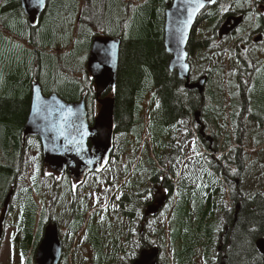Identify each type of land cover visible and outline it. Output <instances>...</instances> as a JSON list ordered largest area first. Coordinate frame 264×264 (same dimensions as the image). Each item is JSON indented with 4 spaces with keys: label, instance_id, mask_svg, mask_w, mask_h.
I'll list each match as a JSON object with an SVG mask.
<instances>
[{
    "label": "trees",
    "instance_id": "obj_1",
    "mask_svg": "<svg viewBox=\"0 0 264 264\" xmlns=\"http://www.w3.org/2000/svg\"><path fill=\"white\" fill-rule=\"evenodd\" d=\"M67 1L47 0L43 14L37 24L31 27L21 10L19 0H0V181L4 184L1 185L2 190H5L0 202V209L10 191L9 188L13 183H18L17 181L23 177L20 174H24L25 171L23 166L25 147L22 130L29 112L32 82L38 81L43 86L41 88L45 96L57 94L68 103L79 102L84 97L90 114L89 123H91V104L95 101V91L86 68L91 41L98 35L119 37L122 43L116 87L113 91L115 99L114 127L115 131L129 134L125 136V140L120 142L121 145L119 144L121 154L129 159L128 165L134 164L139 148V138L137 137L146 130L151 134V141L146 142L144 149V154L150 160L149 167L146 168L148 181L156 183V179L163 173L161 171L163 169L160 168L167 165L170 168V174L177 176L178 166L176 167V165H179L183 158L182 148L185 142L175 148L174 141L178 136L175 133V140L170 142L169 135L172 129L178 131L176 127L179 123L184 124L180 135L185 131L192 134L189 129L190 121L199 130V127L193 122V115L196 111H200L201 122L206 131L208 122L214 125V131L209 133L216 142V148L214 145L211 152L224 151L232 146L233 132L229 131L231 124L234 125V131L237 134V136L235 135L236 140L240 144L239 151L234 150L239 168L238 174L234 176L230 174L229 169L225 171L220 159L213 160L205 155L210 160L208 161L210 168L217 174L222 172L224 178L222 191L225 188L229 190L231 209H223V224L218 228L220 225H218L215 212L216 200L212 199L211 194L204 198L210 207L209 215L212 220L214 218L216 227L206 228L210 233L204 245H201L203 238L201 235L203 229L201 228L205 226L197 227V234L192 236V248L189 249L191 251L190 259H180L178 264H196L201 256L200 261L205 264H262V256L256 248V242L259 239H264V195L260 193L263 188L253 192L243 188L245 191L242 192L241 188L234 186L233 181L235 178H244L245 181L247 176L245 157L248 153L243 147L249 139V134L246 133V123L249 125V119L255 122L264 135V104H260L261 117H254L252 110H244L239 100V65H235L232 74L224 60L220 61L217 58L215 62L208 54L214 47L213 37L223 15H239V0L230 1L231 8L227 9L223 15L221 12L219 13L217 7L225 1L217 0V9L214 7L205 10L197 20V28L199 24H203V37L196 36L195 30L189 40L187 48L190 55L189 63L191 61V68H195V72L197 68L198 71V73H193V81L199 77H206V88L209 82L217 79L216 75L218 77L227 75L228 82L222 87V100L216 101L212 98V94L211 102H207L205 99V88L202 95L197 91L186 90L184 82L177 78L176 73L168 71L170 57L164 51L163 39L161 41L159 37V19L155 16L157 8L155 2L149 6L147 14L145 13L146 15L143 16L147 19L143 20L141 29H138L143 40L125 46L121 31L113 34L112 30L108 28L107 19L104 16L107 0H71L74 3L72 5H67ZM251 1L242 0L241 2L247 11L242 10L245 19L249 17L247 15H249L250 9L255 6ZM110 3L115 6L113 0H110ZM256 3H258L257 0ZM122 12L123 10H118L115 23L121 30L125 24L119 15ZM256 22L257 29H259L257 32L264 34V17L257 15ZM42 36H46L49 40L53 38L55 43L53 45L43 44L41 47L39 41ZM84 41L89 43V46L85 54H80V43ZM130 47L131 50H128ZM83 55L85 58L81 61L80 58ZM196 56L203 58L204 63L202 60L196 61ZM206 66L210 68L207 69ZM226 95L229 98H226ZM236 107L239 109L238 119ZM221 140H223V145L220 148ZM203 144L206 146L205 148L209 149V144ZM170 150L172 151L170 152ZM40 170L43 172L40 174L39 180L35 178L33 185L27 189L30 198L24 199L21 214L16 216V219L18 217L17 245H22V238L28 245L35 239L37 245L42 237L44 224H46L45 220L36 219L37 203L45 202L37 197V194L41 193L43 186L46 185L47 177L46 175L41 182L44 170L39 167L38 173L41 172ZM139 170L135 173H138ZM166 180L165 176L164 181L167 182ZM168 184L170 201H172L173 184L169 180ZM216 191L217 189H214L213 194ZM41 196L44 197V193H41ZM237 205H239L238 209ZM207 214L205 212L201 217V225L203 222H207ZM36 228L38 231L35 234ZM110 230L111 223L105 225L104 233H109ZM166 231L165 226L157 229L159 239H162L159 244L162 253L166 247L165 243L168 244ZM101 236L98 237L97 244L91 242L85 245L84 252L87 246L90 251H93L91 254L85 252L87 255L85 260H93L98 249L101 250L98 246L102 240ZM140 239L144 243V247L156 244L144 237H140ZM155 239L157 240V235ZM169 247L170 244H168ZM101 252L104 257V252L102 250ZM196 252L198 256L194 258L193 255ZM63 258L64 254L62 260ZM104 260L109 264L114 262L108 256H105ZM159 260L162 264H174L170 255L167 257L161 255Z\"/></svg>",
    "mask_w": 264,
    "mask_h": 264
},
{
    "label": "rangeland",
    "instance_id": "obj_2",
    "mask_svg": "<svg viewBox=\"0 0 264 264\" xmlns=\"http://www.w3.org/2000/svg\"><path fill=\"white\" fill-rule=\"evenodd\" d=\"M225 2L221 3L217 8L219 9V13L221 15L226 13V10L231 8L229 3L232 0H224ZM60 2V0H58ZM115 2V6H112L110 0L106 2V11L105 17L107 19L108 28L112 30L113 34L120 33L125 46L127 44L137 43L138 41H142L141 34L138 32V29H141L143 25V20L147 19L143 17L144 14H147L149 6L155 2L157 5L156 8V17L159 19V37L161 41L163 39V29H164V14L169 2L171 0H113ZM131 2V4H129ZM252 4H255V11L261 12L260 7L261 4H257L256 0L251 1ZM72 5L71 0L67 1V5ZM118 7V8H117ZM167 7V8H166ZM215 7V8H216ZM239 10H244L245 8L239 4ZM254 7V6H253ZM117 8V10H116ZM216 8V9H217ZM118 10L123 12L119 14L121 20L125 22L122 30L116 26ZM245 12L246 9L244 10ZM249 12V11H248ZM254 12V11H253ZM263 12V11H262ZM261 12V13H262ZM145 14V15H146ZM257 12L250 13L247 15V19L245 23H243L242 27L244 31H247L252 34L253 31L257 29L256 16L259 15ZM264 14V13H262ZM51 20V19H49ZM255 21V22H254ZM203 24H199L196 29L195 35L199 37H203L202 35ZM262 33H253V36H258ZM252 36V37H253ZM247 37V36H246ZM246 39L242 40V44H244ZM85 42V43H84ZM80 46V54L86 53L88 49L89 43L84 41ZM51 44L53 45L54 39H48L46 36H42L40 38L39 44L42 47L43 44ZM238 44V42H236ZM264 44V42H263ZM263 44H259L256 47L251 46L249 43V51L252 55L256 56L252 64L244 65V68H248L247 72L243 77L239 79L240 91H239V100L244 110H252L254 111L252 115L262 116L260 104H264V46ZM213 48L210 50L209 56L212 60L216 62V59L219 53L224 50V54L227 59H229V54L227 55V49H234L235 45H231V40H227L226 38L222 41H217L213 37ZM131 50V47L128 49ZM216 51V55L214 52ZM212 52V53H211ZM239 52V50H238ZM261 53V54H260ZM259 54V55H258ZM207 56V53L205 54ZM246 57V55H244ZM85 56H81L80 60L83 61ZM225 58V57H224ZM203 62V58L196 56V61ZM228 61V60H227ZM230 62H232L230 60ZM190 63H192L190 61ZM204 63V62H203ZM196 65V63H194ZM213 65V64H212ZM227 68L229 67V71L234 73L235 64L232 63L230 66L227 64ZM193 67V66H192ZM209 69L210 67H207ZM194 69V70H193ZM192 69V77L195 72V68ZM202 69V68H199ZM197 68H196V72ZM239 73V72H238ZM81 77V76H80ZM217 79L212 80L206 86V94L205 99L207 102H211V96L216 101L222 100V87L227 84V75H218L215 76ZM223 80V83H222ZM231 79L229 80V82ZM226 83V84H225ZM43 88V86L41 85ZM46 89H49L46 87ZM113 93H110L108 96L111 97ZM226 98L227 97L226 95ZM91 112L92 119L99 111V105L94 101L91 104ZM89 111V109L87 108ZM228 111V110H226ZM236 115L237 119L239 118V109L236 107ZM88 118H90V114L88 112ZM228 118V117H227ZM226 118V119H227ZM225 119V120H226ZM228 120V119H227ZM250 122L247 125L246 123V133L249 134V139L247 143H245V151L248 153L246 155V179L245 181L239 178V189H242V192L245 191L243 188L250 190L251 192L257 191L259 188H263V191L260 193L264 195V135L261 130L257 127L255 122L252 119H249ZM238 121V120H237ZM208 122V120H207ZM239 123V121H238ZM184 126V124L179 123L178 128L172 129L170 137V142L175 140V133L178 136L174 141V146L177 148L182 142H185L183 149V156L186 155V159L179 166V173L177 179H174V183L177 184L174 192V198L170 201V196L168 198V206L164 208L161 213L158 215L156 219L149 218L145 225L141 226L138 218L135 219V214H140L138 207L134 204L128 207V209L135 214L130 219L124 215H121L118 210H114L108 203V192L111 189V184L109 180H115V176L113 174V168L107 170L100 178L98 182V207L101 208L99 211H89L87 214H84L82 210L77 209L73 214V218L71 219L69 226L66 231H64L61 227L59 236L64 247V258L61 264H109L106 260H104L105 256H108L112 262V264H131L134 259H136L138 252L140 251V247L144 246V243L141 241L140 237H144L146 240L150 242L156 243L159 245L162 242V239H159V235L157 232L158 227L161 228L165 226L167 228L166 235L168 238V244L170 247L168 248L167 242L165 243L166 247L164 252L160 256H171L172 262L174 264H178L180 259H190L191 251L189 249L192 248V236L197 234V227L205 226L201 229L202 243L204 245L210 231L206 230V228L216 227L215 222L212 220L209 215L210 207L206 204L204 198L209 194L212 195L213 199L216 200L215 209L216 217L218 220V228H220L223 224L222 222V211L223 209L229 208L228 204V192L222 191L224 188V183L220 178L217 172H214L210 166L208 165V161H210L207 157L202 154H198L199 152H203L204 146L196 138L193 133L198 131L194 125H192V121L189 122V129L192 131V134H189V131H185L180 135V130ZM231 128L233 131V146L240 147L239 142L236 140L237 134L234 131V125L231 124ZM207 133L214 131V125L211 122L207 124ZM147 135L150 137V133L147 132ZM210 135V133H209ZM236 135V136H235ZM187 136V137H186ZM189 137V138H188ZM193 137V138H192ZM149 139V138H148ZM144 147L146 143L143 141L140 143ZM202 147V148H201ZM40 144L36 139L29 138L26 140L25 145V156L23 160L24 166V174L21 175V179L17 181L18 183H13L11 188L13 187V194L9 202V209L12 207V210L7 219V225L3 224L2 233H1V253H0V264H35L34 263V252L37 249V245L35 244V239L32 240L30 245L25 243L23 238L21 239L22 245H16V237L18 235L17 224L18 217L16 219L17 214H21V209L23 207L24 199L28 200L30 198V193H27V189H29L33 185V180L36 178L39 180L40 174L38 173L39 167L44 170V167L41 163L40 158ZM152 153V151H151ZM169 153V152H168ZM198 154V155H197ZM196 155V156H195ZM152 156V155H151ZM194 156V157H193ZM142 157V158H141ZM234 150H232L227 156V160L232 162L234 160ZM141 160V161H140ZM136 161L138 162L135 168V172L139 170V166L145 167L148 169L150 160L146 154H141L140 149L138 148ZM140 161V162H139ZM141 164V165H139ZM135 165V164H134ZM113 166V165H111ZM178 165H176L177 167ZM140 167V168H141ZM161 167V166H159ZM160 169L164 170V174H160L161 179H165V173L168 171V165L166 167H162ZM36 174H38L36 176ZM45 174V173H44ZM42 174L41 182H43V178L46 177V174ZM173 175L170 174V179H173ZM14 182V180H12ZM91 183V180L88 181V184ZM4 185L2 181H0V202L3 198L5 190H2V186ZM243 186V187H242ZM44 187V188H43ZM41 193H44V197L41 196V193L37 194L39 200L46 201V185L43 186ZM9 188V190H12ZM147 188L153 190V185L150 181H148ZM214 189H217L216 193L213 194ZM222 191V192H220ZM220 192V193H218ZM86 194H83L85 196ZM82 196V197H83ZM24 197V198H23ZM151 197L150 193H148L147 200ZM36 219H43L46 221V218H55L58 221L59 216L55 213V207L45 202H38ZM107 205V207H105ZM105 207V208H104ZM114 207V206H113ZM104 208V209H102ZM58 210L60 211V205L58 206ZM111 217H109L108 214ZM113 210L115 213H113ZM207 212L208 216L207 222H203L201 225V217L203 214ZM15 213V214H14ZM111 218V220H110ZM112 221V222H111ZM111 223V230L109 233H104L105 225ZM38 229H35V234ZM102 233V234H101ZM101 234V235H99ZM157 235V240L155 239ZM216 235V234H215ZM101 236L102 240L99 245L101 250L105 255L103 257L102 252L98 249L96 255L93 256V260L87 261L85 260L86 256L85 252H89L87 254L93 253L90 251L87 246L86 251L84 252L85 245L88 243H96L98 237ZM155 240V241H154ZM167 241V240H166ZM97 244V243H96ZM155 244V245H156ZM16 246V247H15ZM96 247V245H95ZM94 247V248H95ZM169 249V250H168ZM33 251V254H32ZM12 252H14L12 254ZM67 255V256H66ZM159 256V258H160ZM194 258L198 256L197 252L193 255ZM192 256V257H193ZM200 256V254H199ZM91 257V256H88ZM202 257V256H201ZM200 257V260H201ZM200 260L196 264H205ZM159 264H162L159 260ZM171 264V263H170Z\"/></svg>",
    "mask_w": 264,
    "mask_h": 264
},
{
    "label": "water",
    "instance_id": "obj_3",
    "mask_svg": "<svg viewBox=\"0 0 264 264\" xmlns=\"http://www.w3.org/2000/svg\"><path fill=\"white\" fill-rule=\"evenodd\" d=\"M264 4V0H260ZM28 25L33 27L43 14L47 0H19ZM216 0H171L164 14L163 48L170 57L168 71L176 73L184 82V88L202 95L207 81L201 77L195 83L190 80L188 44L199 15L205 8L214 7ZM242 18L227 17L218 30L221 39L232 33ZM261 38L254 41L259 42ZM121 39L96 36L92 39L86 68L95 87V99L99 111L88 121L85 98L68 103L57 94L45 96L38 81L31 84L29 112L22 130L23 143L27 137H36L41 144L42 161L57 174L67 172L72 180L84 181L86 175L102 172L107 166L114 143V97L108 93L115 89L120 57ZM200 125V112L194 114ZM200 134L203 135V127ZM4 203L7 208L9 197ZM149 207L147 215L155 214ZM2 219L0 220V231ZM58 229L48 224L37 246L35 264H59L62 250ZM256 248L264 264V239L256 242ZM159 250L151 248L140 252L132 264H158Z\"/></svg>",
    "mask_w": 264,
    "mask_h": 264
},
{
    "label": "flooded vegetation",
    "instance_id": "obj_4",
    "mask_svg": "<svg viewBox=\"0 0 264 264\" xmlns=\"http://www.w3.org/2000/svg\"><path fill=\"white\" fill-rule=\"evenodd\" d=\"M241 2L242 0H239V4H241ZM260 10L261 12L263 11L262 13H264V8ZM262 13L261 15L264 17V14ZM241 14L242 13L239 10L238 16H241ZM242 22H244V19ZM242 25L239 26V28H237L235 32H233L230 36L226 38L228 41L231 40V45H235V48L234 49L229 48L228 52H229V59L234 64L239 65V79L243 77L247 72L248 68H244V65L247 64L250 65L254 61L255 56L252 55L249 51V47H248L249 43L251 46L256 47L257 45L261 43L263 44L264 42L263 33L258 36L252 35L253 33H256L257 30L259 29H256L255 31L252 32L251 35H249L250 33L243 30L244 28L242 27ZM257 37H261L263 41L259 43H255L254 40ZM243 39H246L244 44H242ZM217 41H219V39H217ZM236 42H238V44H236ZM244 55H246V57ZM239 108L241 107L239 106ZM128 135L129 134L127 133H122L119 131L114 132L115 143L107 168L99 174L98 173L88 174L83 182L72 180L67 172H65L62 175H59L51 171L47 166H44V173L47 175L45 181L46 184L45 192H46L47 200L45 201V203L49 204L50 206L53 205L55 207L56 215L59 216L58 221H56V219L53 217L46 218L45 226H47L48 224H55L58 227L59 232L61 227L64 231H66L71 219L73 218V214L75 210L80 208V210H82L84 214H87L89 211H99L100 210V208L98 207L99 178L105 173V171H107V169L109 170L110 168H113V174L115 176V180L113 181L109 180L111 184V189L109 191V198H108L109 205L112 208H115L114 210H118V212L121 215L129 217L131 219L135 213L130 211L128 207L134 204L136 207H138V210L140 212V214H135L134 218L135 219L138 218L141 226L145 225L149 218L153 219L158 217V215L165 208L168 202V198L170 195L169 184L160 177H158V179H156V183L150 180V182L153 185V190H150V192L148 191L149 189L147 188L148 178H147L146 168L141 167L138 173H135L134 170L138 162L135 160L134 162L135 165L134 164L128 165L129 159H127V157L122 155L120 152V145H121L120 142L125 140L124 139L125 136ZM137 138H139V144H140L142 142L143 135ZM202 138L206 143L209 142V140L206 139L205 136H203ZM118 142L120 145L118 144ZM214 142H215L214 140L210 141L209 150H211L212 147L214 146L213 144ZM139 148H140V153L143 155L144 146L140 144ZM234 169L239 170L238 167H235ZM90 180L91 183L88 184V181ZM148 193H150L151 195L149 200H147ZM83 194L86 195L83 196ZM59 205H60V211L58 210ZM149 207H153V209L156 210V213L147 215V210ZM114 210L113 213H115ZM11 211H13L12 207H10V209L8 207L5 210L2 205L0 209V220L2 219L4 225L5 223L7 225V219ZM15 240L17 245V238ZM1 249L2 248H0V253H1ZM143 249H148V248H144L141 245L140 251ZM13 253L14 252H12V254ZM63 254H64V247H63Z\"/></svg>",
    "mask_w": 264,
    "mask_h": 264
},
{
    "label": "bare ground",
    "instance_id": "obj_5",
    "mask_svg": "<svg viewBox=\"0 0 264 264\" xmlns=\"http://www.w3.org/2000/svg\"><path fill=\"white\" fill-rule=\"evenodd\" d=\"M3 2H4V1H3ZM2 4H3V3H2ZM2 4H1V5H2ZM182 101H183V100H182Z\"/></svg>",
    "mask_w": 264,
    "mask_h": 264
},
{
    "label": "snow or ice",
    "instance_id": "obj_6",
    "mask_svg": "<svg viewBox=\"0 0 264 264\" xmlns=\"http://www.w3.org/2000/svg\"><path fill=\"white\" fill-rule=\"evenodd\" d=\"M41 2H42V0H41Z\"/></svg>",
    "mask_w": 264,
    "mask_h": 264
}]
</instances>
